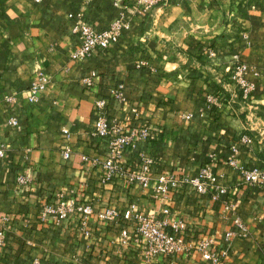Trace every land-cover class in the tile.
Segmentation results:
<instances>
[{"label":"crops","instance_id":"obj_1","mask_svg":"<svg viewBox=\"0 0 264 264\" xmlns=\"http://www.w3.org/2000/svg\"><path fill=\"white\" fill-rule=\"evenodd\" d=\"M113 1L0 0V219L9 217L0 264H204L192 250L147 261L132 224L124 240L120 221L97 217L130 203L142 211L168 208L185 221L187 241L211 239L218 264H264V189L242 183L227 163L236 147L239 165L264 167V0H169L150 10L136 8V0H123L126 9ZM70 12L98 30L118 19L129 27L107 49L73 59ZM234 56L255 84L249 99L228 78ZM39 70L49 83L29 101ZM92 73L85 86L82 78ZM98 97L108 100L111 127L152 131L116 158L110 183L101 180L107 140L92 133ZM145 158L151 182L143 188L130 176ZM205 164L210 189L225 194L211 199L187 183L160 199L158 176L191 178ZM72 196L92 214L41 217L46 203Z\"/></svg>","mask_w":264,"mask_h":264},{"label":"built area","instance_id":"obj_2","mask_svg":"<svg viewBox=\"0 0 264 264\" xmlns=\"http://www.w3.org/2000/svg\"><path fill=\"white\" fill-rule=\"evenodd\" d=\"M39 1V0H35ZM159 2L163 4L169 3V0H136V8L142 7L145 10H150ZM113 5L121 9L128 8L123 0H114ZM81 12H70L68 17L72 19V33L77 39L74 50L70 54L73 59H86L96 51H103L109 47V44L118 38L124 31L128 29V22L118 19L111 23L108 27L103 29H96L92 22L82 19ZM209 55H213L209 52ZM234 62L229 68L228 78L235 85L240 95L244 99L252 97L255 91V84L247 81L244 78L246 65L240 63L236 56L233 57ZM94 73L82 78V83L85 86H90L93 82ZM49 83V78L42 71H37L34 79L28 88L29 101H36L38 94L42 92ZM115 98H121V85L114 91ZM108 100L104 97L95 99L92 105L95 113V121L92 133L95 137L107 140V147L109 148V158L105 161L104 167L106 169L105 175L102 176L103 182H111L116 168L115 160L122 156L124 150L128 146H133L136 142L148 140L151 136V129L146 126L131 128L126 131H121L118 128L111 127L107 122V107ZM189 118L190 115H186ZM12 124H16L15 119H10ZM67 132V130H63ZM241 141L249 142L250 139L243 135ZM237 148H232V155L227 163L235 168L240 175V181L247 185H254L264 189V167L252 166L244 167L238 164L236 158ZM4 155V148L0 145V157ZM64 158L69 157L68 150L63 153ZM83 160L86 158L83 156ZM152 163L150 158H145L141 169L138 172L131 174L130 181L139 183L143 188L149 186L151 177L149 173V166ZM214 180L211 170V164H205L198 174L194 177H184L177 180L172 175H160L157 178V185L155 187L160 199L165 198L167 193L181 184H191L195 191L199 194H210L211 199H217L220 195L225 194L226 190L223 187L211 190L210 186ZM17 181L26 183L28 180L22 175L17 176ZM93 209L89 203L82 202L76 196L68 198H58L56 201H51L43 206L41 217L45 218L51 216L55 221L65 219L73 214H82L84 218L91 215ZM160 213V214H159ZM97 217L103 222H118L124 226L120 230L123 239L130 237L127 226L132 224L133 232L138 238V243L141 245V250L145 260H151L155 256L162 255L168 257H175L179 254L189 251L198 253L200 259L204 264H218L216 254L211 252L208 247L211 244V239L201 238L196 242H190L186 239L187 225L182 219L171 217L168 208L159 210L142 211L137 208L135 203H130L124 210H117L115 208L107 207L97 212ZM9 217L2 216L0 219V249L5 242V233ZM230 233L227 234L229 236ZM34 264H39L35 261ZM92 264V263H85Z\"/></svg>","mask_w":264,"mask_h":264}]
</instances>
